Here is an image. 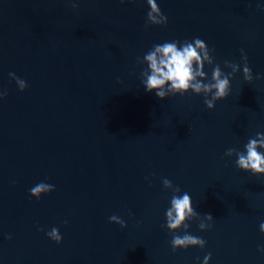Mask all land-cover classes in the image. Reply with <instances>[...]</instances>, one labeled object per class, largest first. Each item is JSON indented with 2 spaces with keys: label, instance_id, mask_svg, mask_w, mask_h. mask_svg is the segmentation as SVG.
<instances>
[{
  "label": "water",
  "instance_id": "95a60500",
  "mask_svg": "<svg viewBox=\"0 0 264 264\" xmlns=\"http://www.w3.org/2000/svg\"><path fill=\"white\" fill-rule=\"evenodd\" d=\"M73 2L0 0V264H264V174L225 155L264 133V0H157L168 23L147 28V0ZM197 37L225 73L241 65L229 95L147 92L145 53ZM164 178L192 197L204 248L173 251ZM40 182L55 190L37 199Z\"/></svg>",
  "mask_w": 264,
  "mask_h": 264
},
{
  "label": "clouds",
  "instance_id": "9594fccd",
  "mask_svg": "<svg viewBox=\"0 0 264 264\" xmlns=\"http://www.w3.org/2000/svg\"><path fill=\"white\" fill-rule=\"evenodd\" d=\"M147 3L150 5V10L147 13L145 27L147 28L152 24L167 25L168 17L162 12L157 0H147ZM72 6L78 8L79 4L74 0ZM211 51L213 50H210L208 45L198 37L192 41H171L154 45L139 61L142 64H147L142 72V82L146 91L149 93L155 92L158 98L165 99L169 95L179 94L183 96L191 90L195 94H202L206 107L214 109L216 101L229 95L231 79L241 71V65L225 61V65L231 69V72L225 73L221 66L215 63ZM241 56L244 62V79L251 82L254 76L252 69L248 66L247 54L243 49H241ZM205 64L215 65L212 69L211 79L207 77ZM9 75L16 81L21 91L28 87L27 82L15 73ZM6 95V91H0V98ZM244 149L245 151H240L236 148H229L225 155L228 157L235 155L237 157L236 164L240 169L250 171L253 174H264V152L259 151V149H264V133H257L255 138H250L244 145ZM162 183L165 189H170L175 193L171 198L170 207L166 210V224L164 225L169 232L173 233L171 240L173 251L180 248L187 249L189 246L204 248L207 242L202 238L189 234L187 231L190 228L187 221L200 218V214L193 207L192 197L187 192L180 195L181 189L167 178H164ZM54 190L55 185L40 182L29 191L31 196L39 199L43 194ZM109 219L120 224L123 228L127 227V222L117 215H112ZM213 219L214 217L210 213L205 214L199 223V228L201 230L209 229L212 226L210 222ZM64 223H67V221ZM180 229L184 230L182 236L176 234ZM260 230L264 232V223L260 224ZM46 234L57 243L63 240L60 230L56 227H53ZM259 250L264 252V246H261ZM211 259L212 254L208 253L204 257L203 264H209Z\"/></svg>",
  "mask_w": 264,
  "mask_h": 264
}]
</instances>
